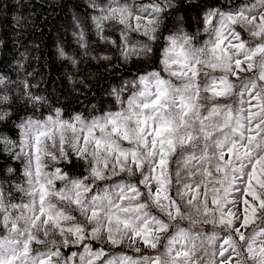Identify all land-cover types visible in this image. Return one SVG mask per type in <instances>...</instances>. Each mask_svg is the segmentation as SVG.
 I'll use <instances>...</instances> for the list:
<instances>
[{"label":"snow or ice","instance_id":"6c2138e0","mask_svg":"<svg viewBox=\"0 0 264 264\" xmlns=\"http://www.w3.org/2000/svg\"><path fill=\"white\" fill-rule=\"evenodd\" d=\"M87 7L97 42L152 66L88 112L23 82L33 111L0 130V159L23 164L0 179V264H264V0L206 6L195 33L165 24L176 0ZM12 83L0 75V123Z\"/></svg>","mask_w":264,"mask_h":264},{"label":"trees","instance_id":"16d2710c","mask_svg":"<svg viewBox=\"0 0 264 264\" xmlns=\"http://www.w3.org/2000/svg\"><path fill=\"white\" fill-rule=\"evenodd\" d=\"M140 2L142 0H136ZM224 3L225 0H176V7L169 9L165 16V24L171 29L183 18L184 29L195 33L205 7H220ZM90 13L87 0H0V75L13 82L2 90L10 94L14 102L9 109L13 112L11 121L0 123V130L6 135H10L7 130L13 129L20 118L33 111L22 99L25 81L33 86L30 90L34 94L47 97L53 106L62 107L71 114L91 111L93 106H109L112 88L132 79L138 68L150 70L151 60L138 62L134 58L133 62L125 64L117 58L114 49L97 42L90 20L86 19ZM76 20L89 33L88 56L82 55L76 42ZM167 34L165 31L164 35ZM60 49L65 51V57L59 54ZM105 54L113 59H98ZM66 57H73L77 63ZM12 138L18 139V136ZM0 165L16 169L11 176L0 172V179L12 182L21 179L22 161L0 159ZM81 171L76 170L77 174ZM124 251L134 255L131 249ZM150 251L142 249L145 254Z\"/></svg>","mask_w":264,"mask_h":264},{"label":"rangeland","instance_id":"374dc122","mask_svg":"<svg viewBox=\"0 0 264 264\" xmlns=\"http://www.w3.org/2000/svg\"><path fill=\"white\" fill-rule=\"evenodd\" d=\"M36 247H43L42 245H37ZM142 247V246H141ZM142 249H144V248H142Z\"/></svg>","mask_w":264,"mask_h":264}]
</instances>
